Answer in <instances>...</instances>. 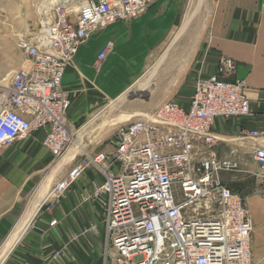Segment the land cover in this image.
<instances>
[{
	"label": "built area",
	"instance_id": "2783aa9c",
	"mask_svg": "<svg viewBox=\"0 0 264 264\" xmlns=\"http://www.w3.org/2000/svg\"><path fill=\"white\" fill-rule=\"evenodd\" d=\"M157 1L85 0L75 22L60 15L45 36L21 37L25 64L6 86L0 73V149L43 129V144L59 163L75 141L62 83L79 46ZM111 47L101 49L98 65ZM236 69V60L221 57L216 73L197 79L189 109L167 101L151 115L122 123L111 152H86L48 193L61 198L90 168L104 176L93 182L92 198L112 238L110 264H254L251 212L219 177L239 165L210 153L215 119L252 111L246 81L229 78ZM253 156L264 167V147Z\"/></svg>",
	"mask_w": 264,
	"mask_h": 264
},
{
	"label": "crops",
	"instance_id": "0c3cea01",
	"mask_svg": "<svg viewBox=\"0 0 264 264\" xmlns=\"http://www.w3.org/2000/svg\"><path fill=\"white\" fill-rule=\"evenodd\" d=\"M192 1L158 0L129 21L97 30L79 46L62 83L71 100L69 128L75 137L83 129L92 133L93 128L85 126L98 106L125 94L132 101H174L187 110L197 79L216 73L220 58L230 57L237 61V69L229 78L246 81L252 111L245 117H217L210 153L236 161L239 168L252 163L264 169L253 156L257 147H264L260 133L264 132V0H211L208 24L195 47L188 50L192 56L171 82V92L152 98V88L148 89L158 67L154 63L164 61L172 49L185 51L182 40L191 26L188 16L197 12L189 10ZM108 42L112 47L98 65V54ZM25 62L22 56L10 68L0 64V73L11 78L12 71ZM147 74L150 80L140 83ZM160 105L142 108L149 112L136 118L154 113ZM45 136L46 130L40 129L0 149V264H110L112 238L104 213L92 198L93 182H103L104 176L90 168L61 198L48 197V193L86 152H111L112 140L104 145L96 138L80 141L77 137L72 152L70 148L57 163L43 144ZM252 174V193L243 197L253 212V237L263 245L264 213L257 207L255 191L260 186L255 182L262 181L264 191V170L262 180L256 171ZM222 182L234 185L232 180ZM34 206V214L24 221Z\"/></svg>",
	"mask_w": 264,
	"mask_h": 264
},
{
	"label": "rangeland",
	"instance_id": "374dc122",
	"mask_svg": "<svg viewBox=\"0 0 264 264\" xmlns=\"http://www.w3.org/2000/svg\"><path fill=\"white\" fill-rule=\"evenodd\" d=\"M84 1L85 0H58L55 3H50V0H0V64L6 68H10L20 57H24L17 46L18 40L23 36L34 37L36 35H44V32L55 23L60 15L67 16L71 22H75L79 8ZM198 1L199 0H193L189 9L190 11H194L196 8L197 12L194 17L193 14L195 12H192L191 15L188 16L187 22H189V24L191 22V26L185 35L186 38L182 40V42L185 41V51L182 52L181 49H172V51L166 54L164 61L154 63L153 66L158 65V67L155 76L151 78V80L148 76L149 73L147 76L140 79V83H146V81L150 80L148 89L151 90L152 88V98L161 97L163 94L171 92L173 88L171 82L174 81V77H178L179 73L186 67L187 63H189V58L192 56L188 54V50H192L195 47L198 43L199 36L202 35L208 24L211 0L201 1L202 3L199 2L200 6H198ZM197 25L198 29H196ZM12 72H14V70ZM9 82L10 76H3L4 85H8ZM162 103L164 102H147L144 99L132 101L129 99V94H125L122 98L111 102L107 101L98 106V109L91 116L92 119L90 124L85 126V129L88 130L93 128V132L86 133L83 129L78 133L77 137L80 141L83 139L87 141V139L93 140L96 138L106 145L112 140L114 132L119 125L135 119L141 112H149V110H143L142 108L152 105V108L155 109L157 105L159 106ZM73 149L74 143L71 146V151ZM242 168L245 170H242ZM246 170H250L249 173L246 172ZM263 170L264 169L261 167H256L250 163L248 166L240 167L233 171H222L219 177L221 181L232 180V183H234L232 188L242 196L247 197V195L252 193L250 187H252V177L255 176L252 174L253 171L260 174L259 179L262 180L261 175L263 174ZM255 184H259L260 186V190L255 192L259 195L257 207L260 209V213L262 212L263 214V183L261 181L259 183L255 182ZM251 213L253 215L252 210ZM253 234L254 233H252L251 237V247L254 264H264V244H256Z\"/></svg>",
	"mask_w": 264,
	"mask_h": 264
},
{
	"label": "bare ground",
	"instance_id": "6f19581e",
	"mask_svg": "<svg viewBox=\"0 0 264 264\" xmlns=\"http://www.w3.org/2000/svg\"><path fill=\"white\" fill-rule=\"evenodd\" d=\"M58 0H50V3H55V2H57ZM47 33L45 32V34H44V36L46 35ZM2 85L3 86H6V85H4V83L2 82ZM1 99V98H0ZM74 142V141H73ZM72 152V151H71ZM70 152V153H71ZM70 155V154H69ZM35 208H36V206H34L33 207V210H31L28 214H27V216H26V218H25V220L24 221H26V219H30L31 218V216L34 214V212H35ZM24 221H23V223H24Z\"/></svg>",
	"mask_w": 264,
	"mask_h": 264
}]
</instances>
